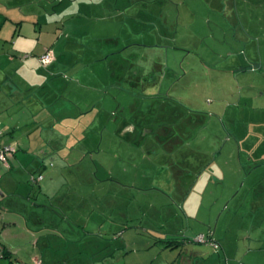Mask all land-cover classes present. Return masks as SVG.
I'll return each instance as SVG.
<instances>
[{"label": "crops", "instance_id": "obj_1", "mask_svg": "<svg viewBox=\"0 0 264 264\" xmlns=\"http://www.w3.org/2000/svg\"><path fill=\"white\" fill-rule=\"evenodd\" d=\"M119 1H122V6H119ZM124 1L0 0V28L5 20H10L15 30L12 40L7 37L0 39V147L12 145L15 148V152L9 155L11 167L5 169L0 165V193L2 194L0 196V248L3 253H6V256H0L2 258L0 264L11 262L28 264L29 261L34 264H36L35 261H38L37 264H48L41 258L44 252L39 240L30 243L29 238L31 233L34 234L38 229L51 227L48 223L54 221V217L50 218L45 214L44 204L34 202V200L40 201L39 197L35 198L37 195L34 192H40L43 187L41 193H44L46 203L56 207V195H52L55 187L52 184L53 177L50 179L48 176V183L44 186H42L44 178L37 181H33V178L43 175L42 170L46 168L47 159L62 160V149L68 151L67 162L75 164L91 153L101 150L103 145H108V149L114 150L113 153H116L117 158H129L132 165L123 163V167L122 161L117 164V170L121 174H129L131 168L134 169V181L127 182L129 186L133 183L138 190H157L163 197L172 201L175 200L174 191H188L177 200L187 218L191 217L186 206L192 193L198 191L190 203L191 207L197 209L205 201L204 194L212 185L210 182L225 183L228 173H232L229 165L237 152L233 150L231 141L234 138L237 141L241 139L235 132L232 134V130L227 127L226 122L231 113L228 114L229 110L226 107L223 108L224 103L219 104L220 107L217 110L218 106H211V108L203 106L201 109L198 102L185 101L177 96L169 82H167L169 87H164L167 72H154L157 69L149 70L147 66L140 70L141 73L135 72L136 79L131 80L128 72H124L123 69L117 68L116 64L111 63L120 55L127 61L131 55L136 57L135 54H144L143 49L139 48L140 54V51L133 48L136 44L128 42L130 37L121 39L109 30L111 22L124 23L127 15L139 14L142 3L147 2L131 0L127 6ZM148 1L150 5L152 3L159 6L160 0ZM168 2L169 0H165V3ZM133 3L134 5L141 3L136 9L137 12L131 11V7H135ZM235 7L238 14V6ZM246 7L249 14L246 12L247 28L243 32L246 38L253 39L251 44L257 45L252 50V58L246 52L247 55L243 57L240 55L238 59L243 47L237 50L231 45L230 52L220 56L222 60L209 64L217 70L218 74L224 73L225 77H227L226 74L237 78L239 75H247L248 71L241 73L244 62L253 65L254 61H257L258 66L263 67L264 56L259 51L258 42L259 37L264 35V28L259 26L258 16L264 17V0L248 2ZM144 9L142 8V11L147 12L149 18L154 15L155 7L146 5ZM27 24L31 26L29 31L25 29ZM148 24L152 26L154 24V28L157 24V29L159 27L157 21ZM236 33L238 35V32ZM154 35L155 40L152 43L158 45L157 49L161 48L160 56L156 59H159V62L155 60L154 63L159 64L161 68L162 57L165 55L168 58L169 46L165 49V44H160L163 39L160 33L157 32ZM233 36L234 33H232ZM235 39H237L236 34ZM237 41L239 42L237 47L249 45L248 41L240 38ZM46 54L50 55V60L45 64L42 62V56ZM145 56L147 57L146 54ZM223 62H226V65H222ZM160 77L162 80L159 84ZM142 78L145 81L140 84ZM126 81L129 82L128 86H125ZM163 88L167 91L163 92ZM130 90L144 94L142 102L139 98V102L134 106L138 112L146 106L145 100L150 98L148 101L150 114L141 112L134 121L125 116L122 117L123 119L117 118V133L108 131V134L103 132L100 135L101 131L108 129L107 120L110 121V117L115 118L113 109L117 107L124 109L125 103L120 102V97L115 94H126V91ZM162 99H168L169 102L163 103ZM153 102L157 103V106L160 104V107L154 108ZM101 103L108 104L109 109L105 111L107 119L98 135L89 139L88 132L93 126H90L92 124L87 113L91 109L95 110L94 107H99ZM111 104L113 106H110ZM110 111H112L111 116ZM213 121H216L218 126L222 124L221 127L228 135L227 138H222L215 132L214 124L212 127L211 125L207 127L208 123ZM210 127V136L207 137L206 129ZM212 136L214 138H211ZM241 137L244 140L248 138L246 134ZM211 139H213L212 142ZM145 141L155 142L146 145L143 143ZM191 143H194V146ZM241 151L243 150H240L239 157L235 158L239 159L238 162L244 169L245 163ZM243 154L250 157L248 164L251 168L246 172L247 175L253 173L255 168L264 165L263 154L256 155L257 160H253L248 152ZM223 156L226 159H222L221 165L214 167ZM229 158L230 161H228ZM246 161H248L247 158ZM16 163L17 169H15ZM254 165L256 167H253ZM144 167L148 169L144 170ZM2 169L5 172H11L10 175L17 174L18 176L15 177L17 180L13 178L14 176L1 178V175L5 174H2ZM142 172L145 173H143L145 176L143 179L140 178ZM111 173L113 174L112 171ZM163 173L162 180L165 185H162V182L159 184L157 180L158 175ZM107 178L109 180L112 178L111 181L117 183L123 181L117 176L110 175ZM37 186L39 189L36 188ZM166 187L170 189V192L166 190ZM220 188L227 189L226 183ZM247 188L264 193V180L258 184L254 181ZM260 200L262 203L258 205L256 201L259 200L254 199V205H263L264 210V198ZM42 206H44L43 210L38 209ZM196 214L192 215L193 219L201 223L199 214ZM263 223L264 218L262 225ZM188 225L191 227L190 221ZM262 225L261 231L246 230L245 233L242 235L238 233L234 238L228 237L227 233H219L217 224L215 229L210 228L205 236L211 235L219 243V248H215L208 242L204 246L197 247L191 244L189 246L187 241L180 253L192 256L193 262L189 264H194L198 260H208V256L213 253L218 254L217 260L220 264L223 256L226 264H264V226ZM169 234H178V232L175 228H172L170 232H162V235L167 237ZM198 235L201 233L196 237ZM164 242L166 247L169 246L168 240ZM171 244L172 247L176 246L173 242ZM151 261L150 264L156 263L155 260ZM60 264H67V262Z\"/></svg>", "mask_w": 264, "mask_h": 264}, {"label": "rangeland", "instance_id": "obj_2", "mask_svg": "<svg viewBox=\"0 0 264 264\" xmlns=\"http://www.w3.org/2000/svg\"><path fill=\"white\" fill-rule=\"evenodd\" d=\"M129 1L131 0H125L124 3L128 6ZM146 1L142 3L143 10L146 5L155 7L154 15H151L150 18L147 12L140 8L139 14L127 15L124 23L111 22L109 27L110 32L117 34L116 36L121 39L130 37L128 42L135 43L136 46L133 48L140 51V54L139 48L143 49L144 54H135L136 57L131 55L129 58L134 60L128 58L127 61L120 55L116 57V61H111V63L116 64L117 68L123 69L124 72H128L131 80L132 78L136 79L135 72L136 74L137 72L141 73L140 70L147 66H149V68L147 67L149 70L157 69L154 72H167L164 87H169L167 84L169 82L177 96L185 101L198 102L201 109L203 106L209 108L218 106L217 110L220 107L219 104L224 103L223 108L226 107L229 110L227 113H231L228 122H226L227 127L232 130V134L235 132L236 136L241 139V141H237L233 135L234 139L231 141L233 150L237 152L236 156L239 157L240 150H243L241 151L243 153H250L249 156L252 155L253 160L258 159L256 155L259 153L264 155V62L262 68L261 65L258 66L257 61H254L253 65L244 62L241 73L246 71L249 73L239 75L238 78L231 74H226L227 77L224 73L218 74L217 70L209 65L222 60L220 56L230 52L231 45L237 50L243 47L238 59L240 55L243 57L247 54L249 57H253L252 50L257 44H251L253 39L246 38L243 31L247 28V3L254 0H169L168 3H165V0H160L158 7L152 3L150 5V1ZM122 5V1H119V6ZM140 5L141 3H137L134 5L135 7H131V11L137 12L136 9ZM235 6H238V14ZM258 17L260 19L259 26L264 28V17ZM153 21L158 22V29L157 24L155 28L154 24L153 26L148 24ZM29 26V24L25 26L28 31ZM14 32V24L10 20H5L0 28V39L7 37L12 40ZM152 32L160 33L164 39L160 44H165V49L166 46H169L168 58L165 55L162 57L161 68L159 64L154 63L160 56L161 48L157 49L158 45L152 43L155 40V35ZM232 33H234L233 37ZM235 34L237 39L248 41L249 47L245 45L237 47L239 42L235 39ZM259 39V51L264 56V35ZM140 44L142 45L139 46ZM156 62H159V59ZM204 62L208 64L206 65ZM225 63L223 62L222 65H226ZM161 80L160 77L159 84ZM144 81L142 78L140 84ZM128 85L129 82L126 81L125 86ZM165 91L167 89L163 88V92ZM115 96L120 97L119 101L125 103L124 109H122L123 107L113 109L115 118L110 117V121L107 120L108 129L105 131H101V129L107 119L108 104L102 105L101 103L99 107H94L95 110L91 109L87 113L90 124H92L90 126H93L88 132L89 139L98 135L100 131V135L103 132L108 134V131L117 133V118L123 119L122 117L125 116L134 121L141 112L150 114L151 109L148 108L150 98L145 100L146 106L142 107L141 112L134 108L139 102V98L142 102L143 93H134L133 90H130L126 91V94H115ZM162 102L167 103L169 100L162 99ZM153 105L154 108L160 107V104L157 106L155 102ZM231 117L232 119H230ZM215 120L217 121V119ZM216 121L208 123L207 127L210 125L212 127L214 124L215 132L222 138H227V133L221 127L222 124L218 126ZM211 127L206 129L207 137L210 136ZM243 134H246L248 138L242 139L241 135ZM212 140L210 141L212 142ZM154 142L145 141L143 143L151 145ZM191 145L194 146V143ZM108 148V145L105 144L101 150L91 153L75 164L67 162L68 151L63 149L62 160L57 158V160L50 161V158L47 159L46 168L42 170V178H44L42 186L48 183V176L50 179L53 177L52 184L55 189H53L52 195H56V207L51 206V203H46L44 193H41L43 187L40 192H34L37 195L35 198L39 197L40 200H34V202L44 204L45 207L42 206L38 209L43 210L44 207L45 214L50 218L54 217V221L48 223L51 224L49 228L36 229L37 231L34 234L31 233L29 238L30 243L39 240L40 247L42 246L44 252L43 255L41 254V258L46 263L150 264L151 260H155V264H189L193 262L192 256L180 253L185 242L188 241V245L197 247L207 245L193 240L197 234L207 235L210 228L214 230L217 224L219 233L224 232L228 234V237L234 238L238 233L242 235L246 230H262L263 205L255 206L254 199L259 200L256 201L258 205L261 204L260 198H264V193L259 190H248L247 187L254 181H257L258 184L264 180V165L255 168L253 173L247 175L246 172L251 168L248 164L250 162L248 155L242 153L244 169L239 164V159L235 158L236 156L231 159L229 167H231L232 173H228L227 182H225L227 189L220 188L224 187L225 183L211 181L212 185L207 190V194H204L205 201L197 209L191 207L190 203L198 191L192 193L186 206L191 217L187 218L184 215L183 207L178 205L177 200L181 199L183 193L186 194L188 191H174L175 200L172 201L163 197L157 190H138L133 186V183L129 186L127 182L134 181V169L131 168L129 174H121L117 170L119 161H122V165L123 163L130 165L129 158H117L116 153H113L114 150ZM224 158L225 156L221 157L214 167L221 165V160ZM15 169H17V163ZM143 169L147 170L148 168L144 167ZM260 169L262 170L260 171ZM21 170L23 171V169ZM51 170L53 172H50ZM128 170L130 171V169ZM1 171L2 174L5 173L1 175L3 179L6 176L8 178L18 176L15 173L10 175L11 172H5L4 169ZM144 172L140 175L141 179L145 177ZM110 175L121 178L123 180L121 182L124 184L113 182L112 178L109 180L107 177ZM163 175L164 173L158 175L159 179L157 180H159V184L162 182L161 184L165 185L162 180ZM15 179L17 180V178ZM100 179L104 181H99ZM168 187L166 190L170 192ZM36 188L39 189L38 186ZM171 192L173 193V191ZM0 196H2L1 193ZM165 203L170 204L164 205ZM196 210L198 212L200 210V212L198 213ZM29 211L32 210L29 209ZM194 213L199 214L201 223L193 219ZM58 216L60 217L58 218ZM205 216L206 220H204ZM188 221H190L191 227H188ZM172 228H175L178 234H169L168 237L162 235L163 231L170 232ZM165 240H176L177 244L175 247H166ZM215 252L217 251L215 250ZM0 259L2 258L0 257ZM207 259L195 261L194 264H220L217 260L218 254L213 253ZM35 263L37 264L38 261ZM28 264L34 263L29 261ZM221 264H226L224 256Z\"/></svg>", "mask_w": 264, "mask_h": 264}, {"label": "built area", "instance_id": "obj_3", "mask_svg": "<svg viewBox=\"0 0 264 264\" xmlns=\"http://www.w3.org/2000/svg\"><path fill=\"white\" fill-rule=\"evenodd\" d=\"M49 60H50L49 54L42 56V62L43 63L46 64L49 62ZM0 135H1V132H0ZM13 152H15V148L12 145H4V146L0 147V165L3 168L9 169L11 167L9 155H11ZM41 178H42V176L40 175L39 177L33 178V181H37ZM195 240L198 242H201V243L208 242L211 245H213L215 248H219V243H217L211 235H209V237H207L204 234H201V235H198L195 238ZM2 254H3V251L0 248V256Z\"/></svg>", "mask_w": 264, "mask_h": 264}, {"label": "trees", "instance_id": "obj_4", "mask_svg": "<svg viewBox=\"0 0 264 264\" xmlns=\"http://www.w3.org/2000/svg\"><path fill=\"white\" fill-rule=\"evenodd\" d=\"M172 242H173V244L175 243V245H176V242L177 241L176 240H168V242H167L168 244L167 245L171 246L172 245L171 244ZM4 255L6 256V253H3L1 256H4ZM10 264H13V263L11 262Z\"/></svg>", "mask_w": 264, "mask_h": 264}]
</instances>
